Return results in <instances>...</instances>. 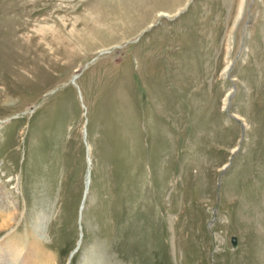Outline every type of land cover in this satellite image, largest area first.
<instances>
[{
  "label": "rangeland",
  "instance_id": "rangeland-1",
  "mask_svg": "<svg viewBox=\"0 0 264 264\" xmlns=\"http://www.w3.org/2000/svg\"><path fill=\"white\" fill-rule=\"evenodd\" d=\"M0 211V264H264V0H0Z\"/></svg>",
  "mask_w": 264,
  "mask_h": 264
},
{
  "label": "bare ground",
  "instance_id": "bare-ground-1",
  "mask_svg": "<svg viewBox=\"0 0 264 264\" xmlns=\"http://www.w3.org/2000/svg\"><path fill=\"white\" fill-rule=\"evenodd\" d=\"M165 14V13H164ZM160 15V14H159ZM166 15V14H165ZM84 133H85V130H84ZM86 143V142H85ZM88 144L86 143V146H87ZM86 186V185H85ZM87 189V188H86ZM85 193H86V191H85ZM85 193H84V196H85ZM83 202H84V199H83V201H82V204L81 205H83ZM2 203V202H1ZM7 205V204H6ZM7 207H8V205H7ZM7 207H5L6 209H7ZM2 210V209H1ZM3 211H7V210H3ZM80 212H81V210H80ZM9 213V212H8ZM11 215H10V213L9 214H6V213H2L1 211H0V227L2 228V230L3 229H5V228H7V227H9L10 226V224H11ZM1 230V229H0ZM7 252L9 253L10 251H8L7 250ZM26 262V261H25Z\"/></svg>",
  "mask_w": 264,
  "mask_h": 264
},
{
  "label": "water",
  "instance_id": "water-1",
  "mask_svg": "<svg viewBox=\"0 0 264 264\" xmlns=\"http://www.w3.org/2000/svg\"><path fill=\"white\" fill-rule=\"evenodd\" d=\"M71 81H72V80H71ZM81 202H82V200H81ZM230 243H231V245H234V244H235V241H234L233 238H231Z\"/></svg>",
  "mask_w": 264,
  "mask_h": 264
}]
</instances>
